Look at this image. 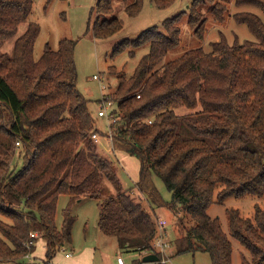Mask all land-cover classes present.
Segmentation results:
<instances>
[{
	"label": "trees",
	"instance_id": "trees-1",
	"mask_svg": "<svg viewBox=\"0 0 264 264\" xmlns=\"http://www.w3.org/2000/svg\"><path fill=\"white\" fill-rule=\"evenodd\" d=\"M152 1L167 8L176 0ZM232 1L194 0L188 15L193 34L206 38L204 7L222 23ZM234 2L264 13V0ZM33 6L34 0H0V261L19 262L29 252L25 242L31 232H38L46 241L44 264H50L72 242L77 221L72 209L86 197L100 200L98 226L117 239L120 249L154 253L155 219L142 199L123 186L116 162L93 138L98 132L108 140V129H98L91 100L78 89L76 41L63 38L58 49L47 43L35 58L41 27L30 20ZM142 6L143 0H134L127 12L135 16ZM112 11V0L98 1L99 15ZM233 17L256 39L231 44L221 33L211 50L191 48L165 61L181 41L178 14L161 28L124 39L112 54L128 49L134 55L137 48L150 47L132 75L121 72L117 89L109 92L119 117L112 124L113 147L138 157L135 187L151 208L174 211L177 253L208 252L212 264H233V244L209 208L231 197H264V19L251 11ZM96 20L97 38L123 27L118 17ZM8 40L12 53L1 50ZM110 69L117 72L115 66ZM178 108L188 112L179 114ZM18 142L24 161L15 171ZM155 177L172 193L170 202ZM61 196L68 203L59 228ZM227 214L230 234L252 258L243 257L242 264H264V208L256 204L248 217L229 207ZM147 263L140 259L136 264Z\"/></svg>",
	"mask_w": 264,
	"mask_h": 264
},
{
	"label": "rangeland",
	"instance_id": "rangeland-1",
	"mask_svg": "<svg viewBox=\"0 0 264 264\" xmlns=\"http://www.w3.org/2000/svg\"><path fill=\"white\" fill-rule=\"evenodd\" d=\"M99 0H34L33 13L30 20H34L40 24L41 31L34 47V56L39 58L47 43L54 49H58L59 41L63 38L76 41L75 62L78 69V89L82 94L91 100L90 106L97 116L96 126L98 129L105 131L107 128L104 117L99 116V105L97 99L102 96V84L93 78L95 74H100L102 80L107 83V89L104 92H114L118 87V76L121 72L127 76L132 75L136 65L140 59L149 52V44L136 49L134 55H131L128 49L122 52H116L112 57L113 51L117 44L126 38H136L144 30L152 26L162 27L163 21L172 18L178 14L182 15L180 22L181 41L180 44L169 51L165 61L175 59L191 48L203 47L206 51L211 50V42L220 39L221 33H224L229 41L243 42L246 39L255 40L254 34L249 30L246 24L237 23L233 17L236 12L251 11L260 15L264 19V13L258 6L235 4L234 0L228 4L229 12L224 22L219 23L213 20L206 7L203 10L208 17V32L204 41L199 40L193 34V28L188 23V15L191 4L194 0H176L175 3L167 8L158 7L152 0H143V6L139 14L131 16L127 12V5L134 0H112L113 11L111 14L101 16L97 13V5ZM118 17L122 19L123 27L120 31L108 38H97L94 35L93 27L96 19H111ZM24 29V24L20 27V31ZM13 41H6L1 50L3 52L12 53ZM111 66H115L117 72L111 71ZM179 114L188 112L185 108L176 109ZM101 136V135H100ZM100 143L107 155L114 159L118 167V174L125 188L131 189L134 195L141 198L144 206L151 213L155 222L157 217L166 219L168 225L165 229L163 239L168 242L169 246L166 252L160 254V260L156 262H148L147 264H212L208 252L197 251L195 253L185 252L177 253L175 239L177 237V228L175 226L176 216L173 210L167 207L154 208L153 210L145 198L135 187L136 178L139 176L140 162L138 157L125 154L123 151V161L118 158V151L112 150V146L108 140L101 136ZM17 156L13 162V169L17 171L23 165L22 157L23 147L18 144ZM19 154V155H18ZM126 156V157H125ZM15 163V168H14ZM155 183L165 201L170 202L172 193L167 189L166 185L159 177H155ZM109 191L112 187L109 186ZM106 190L103 192L106 195ZM67 196H61L58 203L56 214V222L59 228L62 227L63 213L67 208ZM99 199L84 198L77 202L72 211L77 217L74 226L72 242L64 246L66 251L73 253L74 257L81 255L84 249L89 248L90 253L95 250L98 257L94 264H104L105 255L116 253V244L114 242L103 241L99 237L101 230L98 226L99 219ZM260 204L264 208V197L246 196L242 198L231 197L224 203H215L209 208V214L214 218H219L224 231L227 233L233 244V264H242L243 257L252 261L250 253L241 246L237 239L230 234L229 218L227 209L229 207L238 208L245 216H252L255 211V205ZM116 243V242H115ZM46 241L42 237L36 240L37 253L45 255ZM63 249L57 251L52 264H63ZM154 253H156L154 251ZM122 256L127 264H136L143 256L149 253L143 252L140 256L139 252L122 250ZM167 260L166 263L163 260ZM27 260V259H26ZM25 262L23 258L19 263L10 261H0V264H22ZM32 264H44L35 261Z\"/></svg>",
	"mask_w": 264,
	"mask_h": 264
},
{
	"label": "built area",
	"instance_id": "built-area-1",
	"mask_svg": "<svg viewBox=\"0 0 264 264\" xmlns=\"http://www.w3.org/2000/svg\"><path fill=\"white\" fill-rule=\"evenodd\" d=\"M95 80H98L102 84V96L101 101L99 103V116L104 117L107 123V132H108V140L110 145L112 146V150H115L113 147V130H112V124L115 123L118 120V114L114 112V109L116 107L115 101L110 96L109 92H104L105 89H107V83L102 80V76L100 74H95L93 76ZM140 97V94L137 95ZM150 122H152L150 120ZM93 138L100 143L101 136L98 132L93 133ZM18 144H20L18 142ZM168 225V221L166 219L157 217L156 221V227H157V235L155 242L153 244L154 250L156 253H164L166 252L167 247L169 246L168 242H166L163 239V235L165 232V229ZM39 236L38 232H31L30 238L28 241L25 242V246L28 248L29 252L25 255V257H30L32 247L36 244L35 239ZM60 249H63V251L66 252V248L62 246ZM59 249V250H60ZM72 255L71 252H66L65 256L70 257ZM168 260V259H167ZM167 260H163L164 263L167 262ZM113 264H127L124 257L122 255H118L116 257V261Z\"/></svg>",
	"mask_w": 264,
	"mask_h": 264
},
{
	"label": "crops",
	"instance_id": "crops-1",
	"mask_svg": "<svg viewBox=\"0 0 264 264\" xmlns=\"http://www.w3.org/2000/svg\"><path fill=\"white\" fill-rule=\"evenodd\" d=\"M117 151H118V154H119L118 158L122 162L123 161V151H121V150H117ZM125 154H127V153L125 152ZM136 179H138V177ZM99 237L103 241L106 240V241L114 242L112 244H116V253L111 254V255H105L106 258L104 257V264H113V263H115L116 257L118 255H122L121 254L122 249H120L119 244L117 242V239L114 238V237H110V236L104 234L102 231H101V233H99ZM88 249L89 248L84 249L83 252L80 253L81 255H79L78 257H74L72 252H71L72 255L70 257H66L65 253L66 252H70V251H66L64 253L65 259H64L63 264H94L98 257L95 254V250H93V252L90 253V251ZM142 254L143 253H140V256H143ZM23 259L25 260V262H23L22 264H32L35 261H40V262L44 263L46 261V245H45V255L40 256L37 253V247H36V244H35L34 248L31 251L30 257H25L24 256ZM53 259H52V261H53ZM52 261H51L50 264H52ZM19 262H20V260H19ZM19 262H16V263H19Z\"/></svg>",
	"mask_w": 264,
	"mask_h": 264
},
{
	"label": "water",
	"instance_id": "water-1",
	"mask_svg": "<svg viewBox=\"0 0 264 264\" xmlns=\"http://www.w3.org/2000/svg\"><path fill=\"white\" fill-rule=\"evenodd\" d=\"M143 262H156L159 261V256L156 253H149L143 256Z\"/></svg>",
	"mask_w": 264,
	"mask_h": 264
}]
</instances>
